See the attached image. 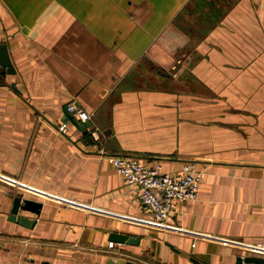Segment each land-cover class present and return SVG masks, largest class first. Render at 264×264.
I'll list each match as a JSON object with an SVG mask.
<instances>
[{"label": "crops", "instance_id": "crops-1", "mask_svg": "<svg viewBox=\"0 0 264 264\" xmlns=\"http://www.w3.org/2000/svg\"><path fill=\"white\" fill-rule=\"evenodd\" d=\"M0 44V264L264 257V0H0ZM102 151L192 160L197 197L158 227Z\"/></svg>", "mask_w": 264, "mask_h": 264}, {"label": "built area", "instance_id": "built-area-1", "mask_svg": "<svg viewBox=\"0 0 264 264\" xmlns=\"http://www.w3.org/2000/svg\"><path fill=\"white\" fill-rule=\"evenodd\" d=\"M67 111L86 121L90 115L73 102L67 105ZM59 131H66V124L58 127ZM94 139H98L96 132H92ZM107 160L123 176L124 181L134 195V199L149 210L158 227L165 228L167 220L174 211V203H185L197 197L201 173L197 171L194 161H187L182 165L179 173L162 171L161 164L149 165L137 156H126L102 151L101 156Z\"/></svg>", "mask_w": 264, "mask_h": 264}, {"label": "water", "instance_id": "water-1", "mask_svg": "<svg viewBox=\"0 0 264 264\" xmlns=\"http://www.w3.org/2000/svg\"><path fill=\"white\" fill-rule=\"evenodd\" d=\"M0 68H8V69L11 68L9 54L4 44H0ZM82 124L84 125L86 124V122ZM39 206L40 204H35L34 202H31L30 200H24L23 204L21 205L20 198H15L13 208H12L13 214L10 219L16 220L18 223L23 224L25 226H30L33 223V220H28V218L24 216L17 217L16 213L19 208H21L22 210H27V211L38 213ZM110 239L115 242H121V243H132L137 240V238H133L132 236H128L124 234H119L118 236L114 235ZM237 264H264V257L263 256H253V255L239 257L237 258Z\"/></svg>", "mask_w": 264, "mask_h": 264}, {"label": "rangeland", "instance_id": "rangeland-1", "mask_svg": "<svg viewBox=\"0 0 264 264\" xmlns=\"http://www.w3.org/2000/svg\"><path fill=\"white\" fill-rule=\"evenodd\" d=\"M160 84H155V85H153L152 87H158ZM163 86L165 85V84H162ZM173 102H176V100H169V105L171 106L172 105V103ZM200 148V147H199ZM203 147H201L200 149H202ZM185 149H187V150H190V149H192L191 147H186Z\"/></svg>", "mask_w": 264, "mask_h": 264}]
</instances>
